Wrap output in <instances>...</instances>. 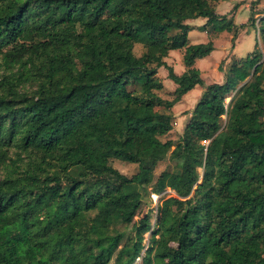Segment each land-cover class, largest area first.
<instances>
[{"label": "trees", "instance_id": "obj_1", "mask_svg": "<svg viewBox=\"0 0 264 264\" xmlns=\"http://www.w3.org/2000/svg\"><path fill=\"white\" fill-rule=\"evenodd\" d=\"M222 1L0 0V264H264V17L249 19L262 51L220 84L195 67L213 43L188 40L193 19L231 31ZM176 50L181 75L165 62ZM196 86L178 140L161 141ZM166 157L177 169L156 176ZM166 189L153 227L135 221Z\"/></svg>", "mask_w": 264, "mask_h": 264}, {"label": "crops", "instance_id": "obj_2", "mask_svg": "<svg viewBox=\"0 0 264 264\" xmlns=\"http://www.w3.org/2000/svg\"><path fill=\"white\" fill-rule=\"evenodd\" d=\"M255 1L225 0L215 5V13L219 17L224 18L226 22H231V31H213V33H208L213 26H206L204 31L200 30V27L206 24V19L198 18L187 21V24L193 28L188 33L190 44H201L211 41L214 46V51L209 56L195 62V67L200 71L206 85L212 84L206 81V75L208 76L210 70L214 71L215 78L217 79L216 83L220 84L224 80V72L229 69L234 60L245 58L256 49L255 45L262 51L263 46L258 40L255 30L250 26L251 22H249V19L252 14H254V19L256 20H261L264 17V0H260L258 4L252 5V2ZM234 33H236V37L234 43H232L231 40ZM180 53L183 54V51H170L165 59L166 64L174 70L176 75H181L185 71ZM223 60H226V68H224L223 72H220L218 71V67ZM158 71L159 75L161 68ZM163 83L165 84L166 80ZM201 92L202 88L196 86L181 98L175 108L185 107V102L192 97L193 93L195 94V100L192 102L191 107H194Z\"/></svg>", "mask_w": 264, "mask_h": 264}, {"label": "rangeland", "instance_id": "obj_3", "mask_svg": "<svg viewBox=\"0 0 264 264\" xmlns=\"http://www.w3.org/2000/svg\"><path fill=\"white\" fill-rule=\"evenodd\" d=\"M221 24H222V22L217 23V25H212L214 27V29H216V30H214L213 27H211V30L208 31V33H213V31H215V32L218 31L217 28L219 26H221ZM231 42H232V40H231ZM133 52H134L135 56L139 57L143 52L142 46L141 45H135ZM180 54L182 55V53H180ZM220 68L222 70H220ZM224 68H226V60H223L220 62L219 67H218V71L223 72ZM158 72H157V77L160 79V81L163 85V89L161 91L156 92V94L163 100L171 101L174 98L173 92H174V89L176 88V86L168 78V72L166 69L161 68L159 75H158ZM4 73H5V70L3 67H1L0 68V75H2ZM164 80H166L165 84L163 83ZM206 81L208 83H212V84L216 83L217 79L215 78L213 70H210V72L208 73V76L206 75ZM194 96H195V94L193 93L192 97L189 98L188 101L185 102V107L181 106V107L175 108L176 107V104H175L174 107L170 110V112L173 116V118H172L173 129L168 135L161 137L160 138L161 141L165 142L167 140H172V141L176 142L178 140V137H179V135H181L183 127L185 126V124L187 123V120L189 118V112L193 108V107H191V104L195 100ZM156 110H158L159 112L163 111L161 107L156 108ZM108 164L111 167H113L114 169L118 170L122 175L126 176L127 178H131L138 171V167L136 164L127 163V162H124L121 160L110 159V160H108ZM164 169L176 170L177 164L174 163L170 159V157H166L165 159L161 160L158 163V165L155 169V175L157 176ZM196 172L199 176L202 175V170L197 169ZM160 196L161 197L158 200H153L151 195L149 197H145L143 199L142 207H141L137 217L135 218V221H137L140 218H142L143 216L149 214L151 216V218L149 219V224L152 226L155 223V217H156L157 211H158L157 209L160 207L161 202L165 198H168L171 196H176V195L174 192L168 191L166 189L165 192L163 194H161ZM118 227L121 230L126 231L128 234H130V232H131L130 229L122 228L121 225H119ZM149 236H150L149 232L144 235V243L146 245H147ZM135 264H141V260H137Z\"/></svg>", "mask_w": 264, "mask_h": 264}, {"label": "built area", "instance_id": "obj_4", "mask_svg": "<svg viewBox=\"0 0 264 264\" xmlns=\"http://www.w3.org/2000/svg\"><path fill=\"white\" fill-rule=\"evenodd\" d=\"M258 22H259V19L256 20V22H255L256 27L258 26ZM256 36H257L258 40L260 41V34H259L258 29L256 30ZM151 197H152L153 200H158L161 196H160V195H154V194H152ZM153 225H154V224H153ZM153 225H152V227H153ZM146 246H147V245H146Z\"/></svg>", "mask_w": 264, "mask_h": 264}]
</instances>
